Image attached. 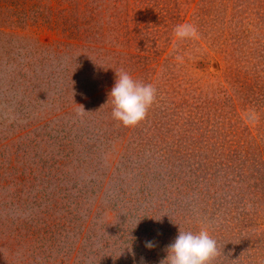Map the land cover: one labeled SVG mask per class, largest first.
<instances>
[{
    "label": "rangeland",
    "instance_id": "obj_1",
    "mask_svg": "<svg viewBox=\"0 0 264 264\" xmlns=\"http://www.w3.org/2000/svg\"><path fill=\"white\" fill-rule=\"evenodd\" d=\"M180 227L264 264V0H0V264H160Z\"/></svg>",
    "mask_w": 264,
    "mask_h": 264
},
{
    "label": "clouds",
    "instance_id": "obj_2",
    "mask_svg": "<svg viewBox=\"0 0 264 264\" xmlns=\"http://www.w3.org/2000/svg\"><path fill=\"white\" fill-rule=\"evenodd\" d=\"M173 33L180 41L200 38L197 26L190 22L176 25ZM176 59L183 62L182 56L178 55ZM115 71V83L108 100L112 105V117L122 122L125 127L138 126L147 118L149 110L156 103L158 90L153 84L134 78L126 70ZM145 246L152 248L154 244L146 241ZM166 252L167 255L160 264H216L221 256L217 240L206 228L185 231L180 227L177 237L166 246Z\"/></svg>",
    "mask_w": 264,
    "mask_h": 264
}]
</instances>
